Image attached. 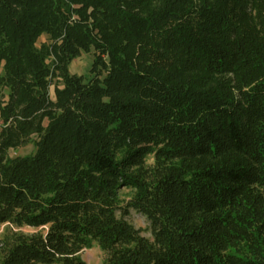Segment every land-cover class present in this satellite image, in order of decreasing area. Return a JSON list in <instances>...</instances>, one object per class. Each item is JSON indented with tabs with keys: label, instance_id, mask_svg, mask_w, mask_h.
<instances>
[{
	"label": "trees",
	"instance_id": "obj_1",
	"mask_svg": "<svg viewBox=\"0 0 264 264\" xmlns=\"http://www.w3.org/2000/svg\"><path fill=\"white\" fill-rule=\"evenodd\" d=\"M0 121V264H264V0H0Z\"/></svg>",
	"mask_w": 264,
	"mask_h": 264
},
{
	"label": "rangeland",
	"instance_id": "obj_2",
	"mask_svg": "<svg viewBox=\"0 0 264 264\" xmlns=\"http://www.w3.org/2000/svg\"><path fill=\"white\" fill-rule=\"evenodd\" d=\"M78 20L77 16H72V21ZM50 40L49 37L46 35L41 36V38L37 42V47L39 48L42 45H49ZM95 53L91 51L90 53H84L82 52L80 56L73 60L69 66V73L76 76H82L84 77L85 81H89L93 77L97 76L99 71H96L95 73H91V66L92 62L94 60ZM104 73L100 71V78L104 77ZM55 85L56 87H61V82L57 79H54L52 82V86ZM46 125V123H45ZM0 127H1V121H0ZM34 152V146L32 144H29L28 146L24 148H20L17 151H10L9 156L15 157V156H27ZM149 164H152V159L150 158L148 161ZM122 199L127 200L129 198V191L124 190L122 193ZM127 221L140 232L141 236L151 240V234L149 230V224L146 221V219L138 214H136L133 211H130L129 216L126 218ZM7 226L0 227V247L2 240L6 233L8 232ZM24 233H29V230H22ZM81 257L83 261L86 264H104V261L106 259V256L99 250L97 246H94L90 250H85L82 252Z\"/></svg>",
	"mask_w": 264,
	"mask_h": 264
}]
</instances>
